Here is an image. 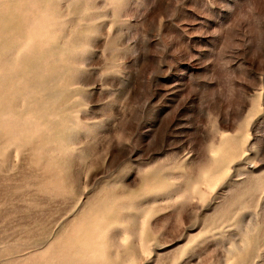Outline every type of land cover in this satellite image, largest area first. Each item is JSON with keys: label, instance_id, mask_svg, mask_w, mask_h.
Here are the masks:
<instances>
[{"label": "rangeland", "instance_id": "rangeland-1", "mask_svg": "<svg viewBox=\"0 0 264 264\" xmlns=\"http://www.w3.org/2000/svg\"><path fill=\"white\" fill-rule=\"evenodd\" d=\"M0 264H264V0H0Z\"/></svg>", "mask_w": 264, "mask_h": 264}]
</instances>
